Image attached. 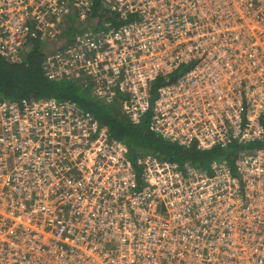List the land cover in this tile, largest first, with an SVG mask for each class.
Returning a JSON list of instances; mask_svg holds the SVG:
<instances>
[{
    "label": "built area",
    "instance_id": "obj_1",
    "mask_svg": "<svg viewBox=\"0 0 264 264\" xmlns=\"http://www.w3.org/2000/svg\"><path fill=\"white\" fill-rule=\"evenodd\" d=\"M71 14L100 29L47 54L50 80L90 79L185 147L264 141V0H0V55ZM0 264H264V146L209 169L133 159L73 100L0 93Z\"/></svg>",
    "mask_w": 264,
    "mask_h": 264
},
{
    "label": "trees",
    "instance_id": "obj_2",
    "mask_svg": "<svg viewBox=\"0 0 264 264\" xmlns=\"http://www.w3.org/2000/svg\"><path fill=\"white\" fill-rule=\"evenodd\" d=\"M104 20L115 23L117 15L107 14ZM117 25V24H116ZM104 27V26H103ZM102 27V28H103ZM99 30L100 25L91 19L81 20L75 14L67 19L62 33L47 41H33L29 51L19 62H10L0 55V93L11 101L22 99L55 98L75 101L85 112L92 113L102 124L106 125L113 137L124 141L130 148L131 157L152 154L161 159L177 162L181 166L190 163L196 168L209 169L213 161H227L233 164L234 159L244 150H253L264 146L260 143H233L226 148L214 147L211 150H199L196 147H185L159 136L150 129V114L140 123L133 124L122 111L119 99L111 103L97 100L93 94L90 79L57 80L47 78L43 64L48 53L63 50L74 41V35L85 30ZM183 70L173 73L176 78ZM164 82L160 78L156 87Z\"/></svg>",
    "mask_w": 264,
    "mask_h": 264
}]
</instances>
